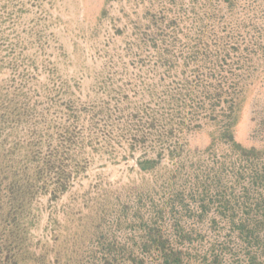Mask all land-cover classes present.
Here are the masks:
<instances>
[{"label":"rangeland","instance_id":"374dc122","mask_svg":"<svg viewBox=\"0 0 264 264\" xmlns=\"http://www.w3.org/2000/svg\"><path fill=\"white\" fill-rule=\"evenodd\" d=\"M147 229L264 264V0H0V264H158Z\"/></svg>","mask_w":264,"mask_h":264},{"label":"trees","instance_id":"16d2710c","mask_svg":"<svg viewBox=\"0 0 264 264\" xmlns=\"http://www.w3.org/2000/svg\"><path fill=\"white\" fill-rule=\"evenodd\" d=\"M145 164H147L145 162ZM142 165L143 169H146V166ZM18 181L23 180V182L27 186V181L23 177H18ZM21 184V182H20ZM29 187V185H28ZM29 189L25 187L22 189L20 197L25 196ZM19 192V191H18ZM17 192V193H18ZM230 222L234 223L233 217L229 218ZM237 223L235 225H232V229L234 230L235 233L239 236V238L243 239L246 246L250 248L251 245L255 243H259V238H258V231L260 230V227L262 224L259 221H256L252 219L249 216L244 217L243 219H240L239 221H236ZM184 237V236H183ZM182 237V238H183ZM142 252L145 254H153L155 257V261L158 262V264H185L188 260V258L179 250L177 249H172L162 238L161 234L159 231L154 230V229H147L144 232L143 236V242L142 246L140 249ZM249 254V253H248ZM213 261L212 264H214L217 260V256L213 255ZM129 261H131L133 264H141L137 262L132 255L130 254ZM252 257H249L251 259ZM115 260V259H113ZM207 260V259H206ZM204 260L203 262H205ZM104 264L106 261H104Z\"/></svg>","mask_w":264,"mask_h":264}]
</instances>
